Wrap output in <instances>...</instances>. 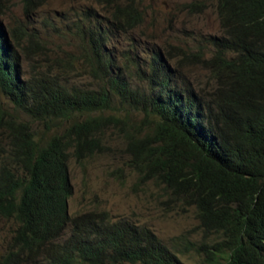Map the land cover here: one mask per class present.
Instances as JSON below:
<instances>
[{
  "label": "trees",
  "instance_id": "1",
  "mask_svg": "<svg viewBox=\"0 0 264 264\" xmlns=\"http://www.w3.org/2000/svg\"><path fill=\"white\" fill-rule=\"evenodd\" d=\"M127 1L114 12L119 26L102 25L93 15V23L81 27L101 81L93 90L21 79L18 57L0 27L3 99L34 123L104 111L115 95L143 106L156 126L129 140L131 167L195 209L201 229L216 238L201 246L210 264H264V0H217L221 34L210 37L214 53L205 60L216 83L210 96L159 51L143 66L135 64L144 86L132 87L107 47L116 32L142 23L140 5ZM6 115L0 102V217L16 229L0 264H181L150 229L114 221L106 212L69 214V161L99 146L94 132L101 117L43 141L32 123Z\"/></svg>",
  "mask_w": 264,
  "mask_h": 264
},
{
  "label": "rangeland",
  "instance_id": "2",
  "mask_svg": "<svg viewBox=\"0 0 264 264\" xmlns=\"http://www.w3.org/2000/svg\"><path fill=\"white\" fill-rule=\"evenodd\" d=\"M141 7L142 23L116 32L109 47L120 58L121 70L134 89L143 82L136 65L143 66L154 51L162 53L170 66L181 67V75L199 93L210 96L216 83L203 57L211 56V36L221 33L217 0H134ZM127 0H0V20L19 61L21 79H42L72 89L93 90L101 81L94 77L81 27L92 16L102 25L113 24L117 6ZM193 4L199 7H193ZM204 7V8H203ZM131 57L134 61H129ZM136 64V65H135ZM128 66L129 68H126ZM7 120L31 124L37 138L51 139L76 122L101 117L95 136L99 146L81 161H69L73 196L69 214L106 212L114 221L126 220L150 229L173 252L181 264H210L202 251L214 236L200 227L194 208L184 206L155 181H146L131 167L128 142L151 133L156 119L143 106L113 96L112 106L100 112L78 113L67 120L32 122L22 111L5 102ZM13 220L0 217V256L12 242Z\"/></svg>",
  "mask_w": 264,
  "mask_h": 264
},
{
  "label": "clouds",
  "instance_id": "3",
  "mask_svg": "<svg viewBox=\"0 0 264 264\" xmlns=\"http://www.w3.org/2000/svg\"><path fill=\"white\" fill-rule=\"evenodd\" d=\"M141 8V7H140ZM2 22H1V20H0V27L1 28H3V31H4V37H5V39L7 40H5L4 39V41H5V45L7 46V47H9V50H11V51H13L14 52V49H13V47H12V45H11V42H10V40L7 38V33H5V29H4V27L2 26V24H1ZM221 34V33H220ZM218 36H220V35H218ZM209 48H210V52H212V53H214V48H212L211 47V45H209ZM15 53V52H14ZM212 53H211V55H212ZM17 56V55H16ZM211 57V56H210ZM210 57L209 58H206L205 56L203 57V60H204V63H205V60H207V59H210ZM20 64V63H19ZM20 71V70H19Z\"/></svg>",
  "mask_w": 264,
  "mask_h": 264
},
{
  "label": "bare ground",
  "instance_id": "4",
  "mask_svg": "<svg viewBox=\"0 0 264 264\" xmlns=\"http://www.w3.org/2000/svg\"><path fill=\"white\" fill-rule=\"evenodd\" d=\"M4 44V43H3Z\"/></svg>",
  "mask_w": 264,
  "mask_h": 264
}]
</instances>
